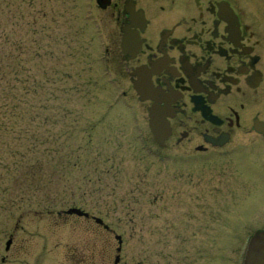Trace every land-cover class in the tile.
I'll list each match as a JSON object with an SVG mask.
<instances>
[{"label":"rangeland","instance_id":"rangeland-1","mask_svg":"<svg viewBox=\"0 0 264 264\" xmlns=\"http://www.w3.org/2000/svg\"><path fill=\"white\" fill-rule=\"evenodd\" d=\"M9 2L28 45L30 85L36 78L40 88L37 99L28 96L27 115L18 123L45 145L33 156L23 148V136L0 134L3 163L18 150L40 164L26 177L25 170L0 169V264H113L115 233L123 240L120 264L148 255V264H216L224 253L216 250L222 238L211 232L213 179L193 166L169 169L154 154L137 107L123 105L120 89L108 82L118 69L111 50L105 52L112 47L114 21L94 0ZM34 11L46 18L32 28ZM8 18L0 16L3 25L10 26ZM31 39L38 44L34 59ZM203 178L206 186H197ZM39 203L54 210L37 211ZM69 208L100 218L115 233L84 218L57 216ZM203 208L209 213L204 219Z\"/></svg>","mask_w":264,"mask_h":264},{"label":"flooded vegetation","instance_id":"flooded-vegetation-1","mask_svg":"<svg viewBox=\"0 0 264 264\" xmlns=\"http://www.w3.org/2000/svg\"><path fill=\"white\" fill-rule=\"evenodd\" d=\"M103 10L116 28L105 52L118 69L108 82L137 107L154 154L169 169L193 166L213 179L211 232L224 253L216 264H264V0H110ZM150 108L169 130L161 144Z\"/></svg>","mask_w":264,"mask_h":264},{"label":"trees","instance_id":"trees-1","mask_svg":"<svg viewBox=\"0 0 264 264\" xmlns=\"http://www.w3.org/2000/svg\"><path fill=\"white\" fill-rule=\"evenodd\" d=\"M1 1L5 2V0ZM12 4L13 3L9 2V0L7 3H0V7L3 6V9L0 8V16H2L3 14L4 17L9 16L8 21L10 23V26L6 25L5 23L3 25L0 20V134H13V136H15L17 140H20L23 136L26 142L23 148L25 149V151L34 156L39 153L45 143L42 141V138L38 133L32 132L29 135V131L26 132V130L21 129L22 125L20 127L18 121L21 122L27 115L26 110L24 111V106L27 103L28 96L33 95V97L35 96L37 99L38 95H40V88L38 87L36 78H34L35 80L33 81L31 80L32 85H30L29 80L31 79V77L25 69L27 62H30L29 58H27L28 45L27 43H25L23 37L20 36V32H22V25L19 24V21L17 23H14L12 21V10L10 7ZM7 8L9 9L5 10ZM22 17L23 16L20 14L18 19L21 21ZM43 18H46V15L42 14L40 11H34L32 15V20L34 22L32 28L36 27L38 20H42ZM50 23L54 24L55 21L51 20ZM41 28L43 30L46 27L42 26ZM33 33L35 34V32ZM31 42L34 59L36 57V52L38 49L37 39H31ZM51 72L53 71L51 70ZM27 83L29 84V86H27ZM35 119L36 117H34V120ZM2 146L3 144L0 141V150L2 149ZM22 154L23 153L18 150L11 151L10 158L12 159V161L8 164L3 163L0 159V169L4 170L6 173H9L11 171L19 172L25 170L23 175L24 177H26L31 171L39 168L40 164L38 162V159H35L33 162H28L22 156ZM4 188H2L3 191ZM52 206L53 204L45 203L41 205L39 203L36 204V209H38L37 211H44L48 214L49 211L54 210V208H51ZM28 210L33 209L32 207H29ZM63 212L64 211H61L60 213L58 212L57 216L62 219H65L66 216L69 217L68 215L63 214ZM96 226L101 228L98 225ZM103 231L110 235L115 233L109 226L108 230ZM148 256L150 258V255ZM149 258L144 260H150Z\"/></svg>","mask_w":264,"mask_h":264},{"label":"water","instance_id":"water-1","mask_svg":"<svg viewBox=\"0 0 264 264\" xmlns=\"http://www.w3.org/2000/svg\"><path fill=\"white\" fill-rule=\"evenodd\" d=\"M97 6L100 9H104L106 7L110 0H95ZM122 47L124 53L131 52V50H134L133 44L130 40L129 34L125 33L123 38H122ZM149 112V119H148V128L150 133L152 134L153 138L155 141L158 143H162L168 136L169 130L167 128V124L163 122L162 117L160 116L159 112L157 111L156 108H150L148 110ZM65 215H75L77 217H83V218H88V214L81 211L80 209L77 208H70L66 211L63 212ZM92 220L94 221L95 224L101 226L103 229H108L106 225L103 224L102 220L99 218L92 217ZM115 240L117 241V248H116V253L117 255L114 257L113 264H118L119 263V252H120V247H121V237L120 236H115ZM10 244V241H7L5 245V250H8V246Z\"/></svg>","mask_w":264,"mask_h":264}]
</instances>
